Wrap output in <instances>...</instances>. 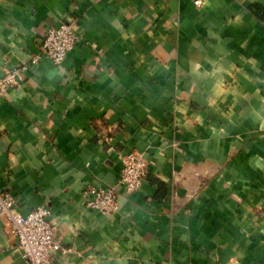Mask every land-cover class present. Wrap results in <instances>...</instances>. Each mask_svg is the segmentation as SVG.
Segmentation results:
<instances>
[{
	"label": "crops",
	"instance_id": "obj_1",
	"mask_svg": "<svg viewBox=\"0 0 264 264\" xmlns=\"http://www.w3.org/2000/svg\"><path fill=\"white\" fill-rule=\"evenodd\" d=\"M81 42L33 64L48 29ZM0 193L50 209L53 264H264V0H0ZM149 161L128 194L121 156ZM115 187L120 210L82 204ZM0 264H29L0 218Z\"/></svg>",
	"mask_w": 264,
	"mask_h": 264
},
{
	"label": "built area",
	"instance_id": "obj_2",
	"mask_svg": "<svg viewBox=\"0 0 264 264\" xmlns=\"http://www.w3.org/2000/svg\"><path fill=\"white\" fill-rule=\"evenodd\" d=\"M201 5V0H195ZM81 37L73 21L62 22L48 29L42 46L34 55L32 63L38 64L44 58L55 67L64 64L67 55L79 43ZM28 68L21 66L10 70L0 80L1 92L18 86L24 79ZM123 170L120 183L128 194L139 192L144 186L149 161L141 154L133 153L120 157ZM82 204L104 214H116L120 210L119 195L115 187H86L82 192ZM51 211L39 207L23 215L16 207L15 199L9 193H0V218L5 222L8 232L18 240V248L29 264H53V253L66 249L56 235V227L50 221Z\"/></svg>",
	"mask_w": 264,
	"mask_h": 264
}]
</instances>
